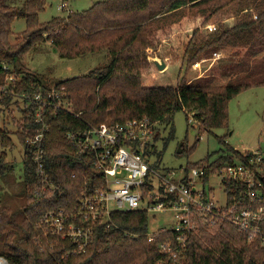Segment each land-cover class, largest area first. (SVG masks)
<instances>
[{"label": "trees", "instance_id": "trees-1", "mask_svg": "<svg viewBox=\"0 0 264 264\" xmlns=\"http://www.w3.org/2000/svg\"><path fill=\"white\" fill-rule=\"evenodd\" d=\"M45 8L46 0H26L23 7L0 0V75H25L16 85L19 92L38 93L54 85L65 87L72 109V113L58 110L48 114V171L58 189L42 199L33 194L37 183L35 166L25 143L27 130L35 125L26 112L22 111L18 120L11 111L16 131L0 127L4 147L8 151L21 147L25 152L24 203L19 208L8 195L0 198V258L8 264H264L260 239L251 241L247 234L223 221L211 226L203 214L197 215L198 230L185 246L178 243L177 234L160 231L158 243L170 239L172 254H164L148 242L147 210L113 212L108 225L86 222L85 227L91 228L93 234L84 251L73 241L53 235L42 243L37 241V226L47 214L60 210L76 214L85 196L106 188L104 175L95 170L94 154H79L67 139L69 133L147 119L158 127L156 140L161 137L160 127L169 129V142L175 138L178 112L186 114L188 123L190 117L199 122L201 132L229 127L230 102L244 92L264 87V0H104L89 10L41 23L40 14ZM255 9L259 11L257 19L249 13ZM229 12L237 16L232 26L219 20ZM18 20H26L27 28L12 43L13 25ZM212 22L218 29L205 33L203 28ZM189 26L192 34L183 59L188 69L226 50H230L231 63L219 69L213 66V74L192 82L185 77L176 87L146 86L143 77L148 50L157 47L176 27L186 30ZM45 42H50L62 59L106 53L110 64L97 66L80 77L50 83L46 76L25 73L23 65L24 56ZM4 66L9 70L5 71ZM219 77L227 81L218 83ZM0 104L10 107L15 101L5 96ZM220 142L228 146L225 139L220 138ZM195 150L196 147L188 151L183 144L178 155H190ZM153 155L157 158L153 168L159 169L163 153L154 147ZM233 157L242 158L235 151L213 163L208 159L188 164L186 173L208 165L203 180L209 184L233 162ZM8 159L4 153L0 177L15 174V163ZM227 188L239 193L243 189L235 184ZM155 189L150 178L145 196ZM159 191L161 197L153 203L177 201L175 195L165 199V185H160ZM77 222L82 224V220Z\"/></svg>", "mask_w": 264, "mask_h": 264}, {"label": "built area", "instance_id": "built-area-1", "mask_svg": "<svg viewBox=\"0 0 264 264\" xmlns=\"http://www.w3.org/2000/svg\"><path fill=\"white\" fill-rule=\"evenodd\" d=\"M66 8L64 2L60 9ZM206 29L209 33H214L217 25L208 26ZM221 58L222 54L218 53L212 60L215 62ZM212 60L202 59L194 67L203 75L202 73L209 70L204 68V64ZM4 70L9 68L4 66ZM24 76L11 73L2 78L0 75V99L5 96L12 97L15 104L10 107H17L21 114L22 111L26 112L35 125V128L27 130L25 143L35 166L37 183L33 194L37 199H42L49 192L58 189L48 171L45 144L50 130L48 114L58 110L72 113V109L65 87L54 85L49 90L38 93L17 91L16 85L22 83ZM157 133L158 127L147 119L132 120L125 124H102L99 127H90L84 132L69 133L67 139L77 148L79 154H94L95 170L104 175L106 188L97 191L93 196H85L80 201V209L76 214L64 210L47 214L37 226V241L42 243L43 239L53 235L62 240L73 241L84 251L90 245L93 234L91 228L85 227L86 222L108 225L113 213L110 202L114 200L121 209L117 212L147 210L150 214L175 213L173 225L148 235V242L157 246L164 254H172L174 250L171 248L170 239L158 243L160 231L177 234L178 243L185 246L198 230V214H203L211 226L221 221L234 225L247 234L251 241L260 239L264 248V152L240 153L242 158L233 157V162L216 175L223 178L226 204L222 206L217 199L216 190L207 189L209 184L204 183L208 165L194 168L189 175L185 168V174L178 180L174 172L162 173L161 170L153 168V148L156 147ZM7 151L0 138V165L3 154L7 153L9 156L14 150ZM22 151L24 161V149ZM150 178H153L156 189L145 196L144 188ZM186 179H189L188 183L184 182ZM198 181L202 188L197 187ZM162 184L166 186L165 199L175 195L176 202H152L161 197L159 188ZM228 184H235L243 189L240 193L238 190L228 191ZM4 193L0 183V198ZM77 219L82 220V224Z\"/></svg>", "mask_w": 264, "mask_h": 264}, {"label": "rangeland", "instance_id": "rangeland-1", "mask_svg": "<svg viewBox=\"0 0 264 264\" xmlns=\"http://www.w3.org/2000/svg\"><path fill=\"white\" fill-rule=\"evenodd\" d=\"M104 0H46V8L40 14V22L47 23L55 17H66L70 12H83L89 10L95 3ZM26 0H10V4L23 7ZM67 8L60 9L63 3ZM256 9L249 11L252 16H258ZM237 16L234 12L221 15L219 20L224 25L232 26L236 22ZM216 26V22H212L203 28L205 33L208 26ZM27 28L26 20H18L13 25V32L10 37L12 43L16 42V38L21 35ZM218 29V27H217ZM192 34V27L181 30L176 27L171 34L166 36L157 47L148 50V61L144 70V84L146 86L157 87H176L183 78H187L189 82L197 78L207 77L213 74V66L217 69L229 65L230 50L220 52L222 58L215 62L205 63L204 68L209 70L201 75L200 70L191 66L188 69L184 62L185 45L189 41ZM210 34V33H209ZM206 59V58H204ZM209 60V59H207ZM157 63L165 62L167 66L163 70H159ZM110 64L109 57L106 58L104 53L87 55L74 60L62 59L56 52L54 46L50 42L40 44V47L31 51L24 56L23 65L25 73H34L46 76L50 83H59L68 79L76 78L87 74L90 70L97 66ZM227 80L219 77L218 83H224ZM11 111L14 116L20 120L22 114L17 107H4L0 104V127L9 130H15L14 121L11 118ZM229 127L214 130L213 133L206 131L201 132L200 123L190 117L191 123H188L186 114L178 112L175 116V138L168 142L169 129L160 127L161 137L155 143L159 153H163V158L159 170L162 173H175L176 180L181 178L188 164H199L206 162H215L223 156L234 155L235 151L244 154L247 152H264V87L254 88L242 93L233 99L229 104ZM220 138L225 139L226 145L220 142ZM167 144V146H166ZM183 144L187 145V150H196L190 155L180 156L179 150ZM230 147V149H229ZM10 162L15 163V174L0 177V183L3 186L4 194L10 197L13 205L19 208L24 203V163L23 151L21 147L9 154ZM156 157L152 159L153 162ZM223 178L216 176L211 179L207 189L214 188L217 193L219 204H226V195L222 186ZM198 188H202L200 181L197 183ZM112 212L121 211L116 201L110 202ZM175 213H152L150 214L149 232L156 233L165 227L173 225ZM2 221L0 218V229Z\"/></svg>", "mask_w": 264, "mask_h": 264}, {"label": "water", "instance_id": "water-1", "mask_svg": "<svg viewBox=\"0 0 264 264\" xmlns=\"http://www.w3.org/2000/svg\"><path fill=\"white\" fill-rule=\"evenodd\" d=\"M156 65L158 66L159 70H163L167 66L165 62H162L161 64L156 62Z\"/></svg>", "mask_w": 264, "mask_h": 264}, {"label": "bare ground", "instance_id": "bare-ground-1", "mask_svg": "<svg viewBox=\"0 0 264 264\" xmlns=\"http://www.w3.org/2000/svg\"><path fill=\"white\" fill-rule=\"evenodd\" d=\"M0 264H8V262L4 258H0Z\"/></svg>", "mask_w": 264, "mask_h": 264}, {"label": "crops", "instance_id": "crops-1", "mask_svg": "<svg viewBox=\"0 0 264 264\" xmlns=\"http://www.w3.org/2000/svg\"><path fill=\"white\" fill-rule=\"evenodd\" d=\"M104 54H105V56H106V58H107V57H108L107 54H106V53H104Z\"/></svg>", "mask_w": 264, "mask_h": 264}]
</instances>
